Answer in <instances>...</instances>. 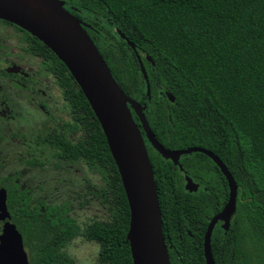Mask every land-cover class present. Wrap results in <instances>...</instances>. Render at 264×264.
Here are the masks:
<instances>
[{
	"label": "trees",
	"instance_id": "1",
	"mask_svg": "<svg viewBox=\"0 0 264 264\" xmlns=\"http://www.w3.org/2000/svg\"><path fill=\"white\" fill-rule=\"evenodd\" d=\"M64 1L91 25L88 32L120 86L146 105L159 141L171 149H208L232 171L239 185L237 211L228 232L220 226L213 232L216 264H264V0ZM127 40L143 58L150 98ZM44 49L59 64L47 68L54 71L71 108V131L83 132L76 143L65 134L48 140L61 148L62 159L82 158L102 176L103 186L95 187L93 195L108 219L82 230L60 206L42 213L39 206L22 201L21 188L11 187L8 208L30 264H72L66 246L79 235L99 244L100 264H134L127 241L130 206L106 135L67 66L46 45ZM149 150L172 264H206L205 233L211 217L223 208L228 187H211L207 175L217 166L209 156L192 153L183 157V166L209 188L190 193L174 163ZM215 174L221 176L218 170Z\"/></svg>",
	"mask_w": 264,
	"mask_h": 264
},
{
	"label": "water",
	"instance_id": "2",
	"mask_svg": "<svg viewBox=\"0 0 264 264\" xmlns=\"http://www.w3.org/2000/svg\"><path fill=\"white\" fill-rule=\"evenodd\" d=\"M40 1L60 16L66 25L56 23L41 10H34L27 0H0V19L21 26L50 48L67 66L91 104L106 135L128 198L131 220L127 241L133 263L172 264L147 138L155 150L176 166L182 168L179 162L182 155L201 152L210 156L226 175L230 197L226 206L211 220L204 241L206 264H216L211 245L213 231L219 221H224L223 228L228 231L237 211L239 185L233 174L219 156L208 149L190 147L173 150L165 147L147 119L146 105L131 98L120 86L86 30V24L66 8L64 0ZM127 42L137 55L150 98V80L143 58L134 43L130 40ZM146 59L153 62L150 56ZM167 96L175 102L172 93L167 92ZM186 180V190L197 192L199 184L188 175ZM7 198V190L0 188V264H30L23 235L11 216Z\"/></svg>",
	"mask_w": 264,
	"mask_h": 264
},
{
	"label": "flooded vegetation",
	"instance_id": "3",
	"mask_svg": "<svg viewBox=\"0 0 264 264\" xmlns=\"http://www.w3.org/2000/svg\"><path fill=\"white\" fill-rule=\"evenodd\" d=\"M65 6L67 8V5ZM82 21L86 24L87 31L92 29L90 24L84 20ZM44 45L40 39L21 26L0 19V188L7 190V204L11 197L10 188H21L25 195L22 201H28L32 206H39L42 213L45 212L46 207L50 206L46 204V196L43 192L45 178L42 173L47 166L46 164L50 162L49 160L55 164L83 163L93 172L89 164L82 158L76 160L62 159L61 148L58 145L51 144L48 140L50 137L65 134L69 140L76 143L82 139L83 132L80 130L71 131L75 120L72 116L70 119H58L52 113L59 103L61 87L57 82L54 71L52 72L47 68V65H52L54 69H58L59 64L49 52L45 53ZM50 109L52 110L50 111ZM145 139L149 154L150 147L158 152L149 140ZM48 152H51L52 158L50 159L45 158ZM191 154H184L180 157L179 162L182 168L174 164L175 168L183 174L184 188L186 190V177L188 175L199 184L198 191L200 189L208 190L209 187L205 183L187 173L183 166V157ZM210 159L215 163L217 169L213 174L209 173L207 175L208 184L211 187H228V197L223 206L224 208L230 197L229 182L221 168L211 157ZM217 170L221 173V176H216ZM228 170L233 174L230 168ZM4 172L6 173L3 174ZM100 183V187H102V179H100ZM62 209L69 216L67 209ZM218 213L211 217L209 224ZM223 224L224 221H219L215 228L220 226L225 232H228L230 229L226 231Z\"/></svg>",
	"mask_w": 264,
	"mask_h": 264
},
{
	"label": "rangeland",
	"instance_id": "4",
	"mask_svg": "<svg viewBox=\"0 0 264 264\" xmlns=\"http://www.w3.org/2000/svg\"><path fill=\"white\" fill-rule=\"evenodd\" d=\"M60 92L59 103L52 113L58 119H70V106L61 90ZM45 158H52L51 152H48ZM49 161L42 172L45 178L43 192L46 204L67 209L68 214L77 220L82 230L94 221L107 220L106 211L98 198L92 194L93 186H101V175L91 172L83 163L67 165ZM99 249L97 242L89 241L82 235L71 240L66 246L68 255L73 259L72 264H100Z\"/></svg>",
	"mask_w": 264,
	"mask_h": 264
},
{
	"label": "bare ground",
	"instance_id": "5",
	"mask_svg": "<svg viewBox=\"0 0 264 264\" xmlns=\"http://www.w3.org/2000/svg\"><path fill=\"white\" fill-rule=\"evenodd\" d=\"M27 2L30 3L34 10H41L46 16L54 19L56 23L62 26L66 25L65 21L62 20L55 12L51 11L48 6L44 4V2L40 0H27Z\"/></svg>",
	"mask_w": 264,
	"mask_h": 264
}]
</instances>
